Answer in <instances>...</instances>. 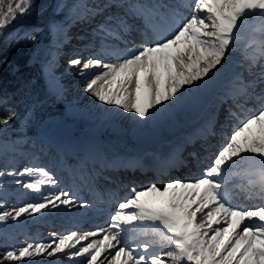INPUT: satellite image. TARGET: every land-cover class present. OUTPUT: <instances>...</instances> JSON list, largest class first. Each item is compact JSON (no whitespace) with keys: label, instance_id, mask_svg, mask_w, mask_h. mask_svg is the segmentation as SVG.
Masks as SVG:
<instances>
[{"label":"snow or ice","instance_id":"1","mask_svg":"<svg viewBox=\"0 0 264 264\" xmlns=\"http://www.w3.org/2000/svg\"><path fill=\"white\" fill-rule=\"evenodd\" d=\"M30 4L31 0H0V30L23 16ZM129 7L143 18L145 30L155 39L142 42L134 52L126 49L127 55L118 57V64L106 63L93 55L86 60L73 58L70 65L78 68L82 76L91 68L105 69L88 81L83 91L141 121L168 112L184 98L185 92L206 84L224 62L230 47L238 42L245 20L250 17L264 20V0H193L189 16L175 27L170 24V17L176 15L174 12L138 5ZM101 10L102 6H98L89 15ZM128 29L125 20L110 16L98 25L96 33L102 46H106L111 41H123ZM118 79L115 88L105 89L104 85L115 84ZM257 79L264 80V70ZM133 85L134 91L130 90ZM234 87L235 94L246 95L237 107L242 108L253 97L261 106L239 121L201 175L172 180L163 186L152 183L141 190L133 189L132 197L118 204L112 223L104 230L103 241L93 240L72 251L71 257H84L85 264H95L104 252L115 249L112 256L115 264H264V92L257 93L252 82L243 80ZM15 115L0 117V125H8ZM253 125L260 126L261 136L241 143L239 138ZM237 172L250 177L247 197L258 198L260 203L247 207L228 203L225 189L229 177ZM5 175L35 177L15 182L36 193L42 192L43 185L58 184L42 167L0 171V177ZM176 189L185 191L179 201L170 202V207L175 206L171 213L140 203V198L147 193L163 195ZM61 205L65 208L75 205L69 192L57 190L11 211L3 210L4 205L0 204V223L9 218L17 221L25 214H39L46 209L58 210ZM137 233L145 237L151 233V239H136ZM95 235L88 232L77 236L71 232L58 241L21 245L18 250H6L0 264H31L25 258L62 254ZM74 239L75 243H71ZM157 243L159 251L155 250Z\"/></svg>","mask_w":264,"mask_h":264},{"label":"rangeland","instance_id":"2","mask_svg":"<svg viewBox=\"0 0 264 264\" xmlns=\"http://www.w3.org/2000/svg\"><path fill=\"white\" fill-rule=\"evenodd\" d=\"M36 1H38V3L42 2L45 4L44 7L46 8L44 10L43 8H40L37 11V14H38L37 17H39L40 22L42 21V24L43 23L47 24L48 32L46 33L45 29L40 26H32V27H27V28L17 27L11 31L0 30V42L3 43L9 40H15L18 37L33 36L35 33L34 31H32L33 29H35V31L37 32L38 31L42 32L39 38V43H35L33 52L29 54L28 58H29V62L36 63L39 66V68L42 70V75H43L42 80L44 82L42 87L44 91H46L45 93H43V102H45L46 100L47 102L46 104L44 103V105L40 107L41 109L37 110L36 111L37 113L35 114L34 112L31 114V111L29 110L23 118H21L20 116L18 117L15 116V118L12 119L8 125H0V171L8 172V171H13V170H22L23 168L30 166L29 164L27 165L26 163L33 162V160L42 162L46 159L47 162L50 161V163L54 165L53 168L52 169L50 168V170L48 171L53 175L55 179H58V178L57 176L54 175L53 170H57L58 167H60V170L62 172L61 175L64 178L66 177V174H71L73 176L75 173L76 174L84 173L86 169V164L84 161L83 153L82 154L80 152L76 153L74 152L75 150L72 151L73 149L68 147L65 150L67 154L66 156H64L63 162L60 165L58 163H57L58 165H55L56 162H58V160L59 161L61 160V156H58V153L57 155L55 154L51 155L50 151L43 150L42 144H41L43 140L40 137H45L48 134L54 135L55 133H57L58 136H62L60 137L61 139L64 138L63 137L64 135L67 136V140L73 143L75 142L72 136L82 137L79 139V141L80 140L82 141L83 138H87L90 140L93 139L97 141L99 144H101V146L99 147V150L97 151V154L101 155L102 157H105L106 155L107 160H110L111 158L112 160H115L116 158H119L125 155L126 152L140 151L139 148L142 149L143 146L147 144L150 145L151 150L148 149L143 152L144 158H153V156L156 157L158 153H160L155 148V143L160 138V134H164L166 136L167 141L169 139V144L167 146H169L170 144H174L178 138L180 137L182 138L185 135L189 134L190 132L197 130L196 121L200 120L202 117L200 114L202 110V106H199L198 111H197V116L193 114H194V110H196V105L198 104L199 101L203 102L202 105L205 104V107L208 108L206 112L209 111V109H211V105L213 103L218 101L217 98H219V95H217L216 91L213 90L214 81L213 79L212 80L210 79L207 81L206 84H203L199 89H192L190 91L185 92L184 98L181 100L185 102V104L181 101H178L175 106L169 109L170 111V112L168 111L169 113L166 112L162 115H158L159 117H155L153 124L138 123L136 118L132 119L129 113H125L123 109L119 108L116 105H114V107L113 105L112 107H109V110L111 112H109L106 115L104 114V111L101 112L100 109L98 110L97 109L98 107L85 108L84 122L83 121L81 122L72 121V119H70L69 117H70L73 107L71 106V103L67 101V98L65 97V95H63L62 93V91L66 90V88L58 87L59 89L56 88V92L54 91L53 88H51L56 83L52 84L50 80V76L54 74L53 72H50L47 65H45L44 60L48 53L44 52L41 55L40 50L47 48L49 46V43H51L55 39V37L57 36V31L69 22L68 19L71 13L77 14L80 12L90 11L87 9H92L97 4L93 3L95 2L94 0H90L89 2L85 0L84 1L83 0H31L30 6L35 5L33 3H35ZM124 1L125 0H110L109 1L110 3H108L109 4L108 6H113L119 10L124 9L126 5ZM129 1L132 2L131 0ZM142 1H145V3L148 2L146 0H142ZM149 1L151 3L152 9L158 10L160 12H167L169 11L168 9L176 10L175 7H178L176 3H174L173 5V3H168L167 1L165 3H162V1L161 3H159L158 0H154V1L149 0ZM169 4H172V5H169ZM38 5H41V4H38ZM83 5L85 8L83 7ZM185 9L178 7V12L189 15V10H185ZM173 12L174 11H170L167 13H173ZM180 17H181V14H180ZM175 18H176V15L174 17H170V22H174L173 20ZM251 18H254V22L251 24L253 27L248 30L246 37H244L242 34L244 25L246 24V22L251 20L250 18L246 19L239 33L238 42L237 44L235 43L236 45L240 44L238 45L240 47L244 45L247 49V50L244 49L246 50V54L245 52L238 54V61L236 62V66H241L243 63L244 65L242 66L246 67L247 65L254 62L253 59H250V60L246 59L245 61H243V59H245V56L248 55V53H251V51H256V49H259L257 53H260V51L264 53V50H263L264 47L262 48L256 45L257 39L255 38L256 36L260 37L258 35L262 30L261 25H263V20H261L258 17H251ZM158 19L159 18H157V20ZM33 39L34 37H32V40ZM44 39L46 40L45 44H40V42ZM112 43H116V42L112 41ZM71 48L73 49L74 46H71ZM56 49H58V45L54 46L53 50L51 51V54H56ZM74 50H77V49L75 48ZM261 61H262L261 63L264 64L263 59ZM258 68L260 69L264 67H258ZM246 71L249 72V69H247ZM215 77H217L218 79L226 78L225 80H222L221 85H220V87H223L222 89H224L225 91H228L229 89H233V88L235 89L234 85L238 84L239 82V80L236 79L237 76L235 75H234L235 78L231 80L229 78L230 82L228 80V77L223 78V75L221 73H217ZM132 90H134V87ZM197 98L199 100L198 102H196ZM181 104L183 106L185 105L189 109V112H191L190 113L191 116L195 117L194 120H192L193 118L192 117L188 124L181 126L179 128L174 126L175 124L173 123V121H171L166 127V124L162 122H166L169 118H172L173 112H176L177 107L181 106ZM105 109L106 108H104V110ZM206 112L204 111L203 112L204 114L202 115H206ZM100 113L102 114L99 115ZM36 114H39V116L43 118L37 119ZM174 115L176 114L174 113ZM100 118H103L104 122L100 123L98 121L94 125L88 124L89 120L100 119ZM164 118L167 120H165ZM155 120H157L158 122ZM136 125H139V128ZM62 126L65 129L64 131L60 130ZM56 140H58V138ZM84 143L86 144L84 145L85 151L88 152L91 149H93L94 147L93 142H90V143L84 142ZM164 147L165 145L162 146L161 149H163ZM112 148L114 149L112 150ZM52 151L55 152L56 149L53 148ZM70 180L73 181L72 185L70 184V186H74L78 188L80 187L79 183L77 181L74 182V180H72L71 178L66 179V180H61L59 185L61 183L69 184V182H71ZM8 181L9 180L6 179V182ZM6 185L7 183L0 182V187L2 186L5 187ZM184 191L185 190L183 189V190L174 192L173 193L174 198L175 199L177 198L178 199L177 201H179L181 199L180 194ZM8 192L10 193L11 190L4 189V188L3 190H0V204L4 205L8 203L10 205H13V203L9 202V200L3 199L6 196V193L8 194ZM154 193L155 192H153V194ZM149 194H152V193H147L146 195H149ZM42 196L44 195L40 194L39 197H34V199L32 198L31 201H34L37 199L40 200ZM117 201L118 199H116V202ZM169 205L170 204L167 203V204H164L163 206L157 205V206H151V207L155 208L159 212L166 211L170 213V212L175 211V206L170 207ZM69 210H73V207H71V209L69 208ZM108 212H111V213H108ZM112 213H113L112 209H101V208L97 209L95 213H93V215L89 218V222L98 223V224L93 226V228H90V230L89 228H86L84 230L85 234L88 232L97 233V232H101V231L108 229L109 225L112 223L111 221V217L113 216ZM28 216H32V220H30L29 222L35 221L36 219L40 220L41 218H45L44 213H39V214L34 213ZM24 220L25 219L23 217H20L18 218L17 221H12L13 222L12 225H15V226L23 225ZM52 224L55 225V223H52ZM60 225H58L57 227L61 228ZM4 227L6 228L9 226H4L3 224V226L0 227V230L4 229ZM24 232L25 233L27 232V234H25ZM7 233L12 234L14 238L9 239V238L2 237L1 236L2 232H0V245L2 246L3 253L6 250H11L13 248H16L18 250V248L20 247L18 245H21L23 242L29 241L30 238H27V237L32 235L28 231H22L19 233L17 232V230H11V231L9 230ZM137 234L138 235H136V239H145L143 235L139 233ZM158 249H159V244L157 243L155 250L159 251ZM25 259L31 261V264L34 263L35 261L34 257L25 258ZM68 259L70 260L72 259V257H69ZM73 259H75L76 264H78L79 262H81L79 260L82 259V257H73ZM52 261L54 260L51 259V257H47L46 259H44V261L42 262L37 261L36 263L37 264H45V263L50 264ZM10 263L16 264V262H10ZM17 264H23V262H17Z\"/></svg>","mask_w":264,"mask_h":264},{"label":"bare ground","instance_id":"3","mask_svg":"<svg viewBox=\"0 0 264 264\" xmlns=\"http://www.w3.org/2000/svg\"><path fill=\"white\" fill-rule=\"evenodd\" d=\"M89 1H87V2H89ZM94 1L95 2H93V3H95L97 5L94 6L90 10L95 9L98 6H102V8H106V7L109 8V6H108L109 4L108 3H110L109 2L110 0H103V1L94 0ZM152 1H154V0H152ZM179 1L183 5L184 4L186 5L183 8L189 9V14H190V11H191L190 5L192 4L193 0H191L190 3H187L188 0H179ZM163 2H166V1H163ZM167 2L171 3L170 1H167ZM180 2H173V5H174V3H176V5H178V7H180L179 4H178ZM93 3H91V4H93ZM169 5H172V4H169ZM83 7H84V5H83ZM178 7H175L176 10L168 9L169 11H167V12L174 11L176 13V18L173 20L174 22H170L172 27H175L176 23H182L183 20H185L189 16L188 14L186 15L185 13L178 12ZM180 14H181V17H180ZM115 17H117V16H115ZM250 19L251 20L246 22V24L244 25V29H243L244 33H246L245 29L248 30V29H250L252 27L251 24L254 22V18L250 17ZM92 27H95V26H92ZM89 29H90V27H89ZM90 30H93V29L91 28ZM258 36H260V37H256V39H257V41H262L261 42V46L263 48L264 47V43H263V41H264V26L262 27V30H261V32L259 33ZM89 37L90 38L93 37L92 38L93 40L97 39V43L101 44V41L98 38L96 31L95 32H91ZM151 37L153 39H155V36L153 34H151ZM73 38H74V36L69 39V43L73 42ZM145 41H151V38H148ZM115 42H116V40H115ZM120 42H122V43L117 44V42L116 43H112V41H111V42H109L108 45L104 46V47L107 48V50L109 52H101V51L97 50L98 48H95V46H91V50H92L91 53L88 54L87 57H85L84 59L86 60L87 58H89V57H91L93 55H97L101 59H103L104 62H106V63L118 64L120 62L118 57L127 55L126 49H131L134 52L136 50V48H137L135 46V42H132V43H127V42H124V41H120ZM40 44H45V41H42ZM236 44H233L230 47L229 51L227 52V54L225 56L224 62L222 63L221 66H219L218 70L215 71L214 75H212L211 80L213 79V81H214V83H213V90L214 91L221 85L222 80H225L226 79L225 77H228L229 75L230 76L228 77V79L231 78L234 75L235 76L243 75V74H245L247 72L246 70L249 69V72H247V73H250L249 75H251V77L249 79V82H252L255 79H257V77L260 75L261 71L264 70V68H260V69L256 68V69H254V66H253L254 64H252L253 62L251 64L247 65L246 67L242 66V65H244L243 63H242L241 66H236V62L238 61V54L242 53V52L243 53L245 52V54H246V50H244L245 48L243 46H241L242 47L241 48L240 46H238L240 44H238V45H236ZM55 45H58V49H56V54H51V51L53 50ZM73 49H75V48H73ZM73 49L69 48V51H73ZM76 49H80V48L76 47ZM69 51L66 50V48H64V50H63V46L58 44L55 41V39L51 43H49V46L47 48L40 50L41 55L44 52L48 53L47 56L45 57L44 61H45V65H47V67H48L50 72H53V74H54L57 71L64 70V72L61 73V75L53 76V77H54L55 81H57L60 84V88H63V87L66 88V90L62 91V93H63V95H65V97L67 98V101L69 103H71V106L73 107L69 118L72 119V121H75V122H77V121L78 122H81V121L84 122V120H85V108H88V107H98L97 109L98 110L100 109L101 112L104 111L105 115L108 114L109 112H111L109 110V107H112V105L108 106L107 104H104V103L100 102L99 100H97L96 97H94L91 93H85L83 91L85 84L88 81H90L91 79L95 78L96 75H99L100 73L105 71V69H102V68H91V69L87 70L85 75L82 76L80 74L78 68H73L70 65V60L73 59V58H80V57L83 58L84 56L83 55H79L77 53L70 54V53H68ZM261 54H262L261 52L257 53V51H256L255 55L249 57V59H247V60L253 59L254 63H257L258 60H260V59H258V57ZM59 57L60 58L66 57L67 61H68L67 62L68 65L66 66V65L62 64L63 60L58 59ZM245 60H246V58L243 59V61H245ZM65 62H66V60H65ZM259 67H261V66L259 65ZM217 73H221L223 75V78H225V79H218L217 77H215ZM258 81H259L257 83L258 87H261L260 85H262V84L264 86V80L259 79ZM118 84H119V79L117 80V82L115 84L104 85V87L107 90V89H110V88H115ZM133 87H134V85H133ZM132 89H130V90H132ZM132 91H134V90H132ZM261 91H262V89H261ZM121 94L123 95L125 93H121ZM239 98H241V97H239ZM241 99H242L241 102L243 100H245L244 98H241ZM198 101L199 100L197 98L196 102H198ZM181 102H183V101H181ZM183 103L185 104V102H183ZM202 104H203V102L199 101L198 104H197V108L200 105H202ZM113 107H114V105H113ZM101 108H103V109H101ZM104 108H106V109L104 110ZM207 112H206V114H207ZM125 113H127V112H125ZM174 113L176 115H174ZM190 113L191 112H189V109L185 105L183 106L181 104V106L177 107L176 112H173V117L169 118L168 120L164 118L167 121L166 122H162V123L166 124V127H167V125L171 121H173V123L175 124L174 126L179 128V127L184 126V125L189 123V121L193 117V116H191ZM101 114L102 113H100L99 115H101ZM129 114H130L132 119L136 118L131 113H129ZM169 115H171V114H169ZM193 115L197 116V109L194 110V114ZM98 116H96V117H98ZM156 117H159V116H156ZM162 117H164V116H162ZM205 117H206V115H205ZM205 117L202 116L200 120H197L196 121L197 125L199 123H203V121L205 120ZM194 118L195 117H193L192 120H194ZM237 118L238 117L235 116L234 120L237 119ZM136 120H137L138 123H146V124H153L154 123V119L147 120V121H141L138 118H136ZM98 121L100 123L104 122L103 118H100V119L89 120L88 124L94 125ZM155 121H157V120H155ZM155 125H156V123H155ZM136 126L139 128V125H136ZM233 129H232V131H233ZM193 133H195V132L194 131L190 132L189 134L185 135L184 137L178 138L176 141H179V140L183 141L185 139L192 140L193 135H194ZM191 134H193V135H191ZM253 136H256V137H260L261 136L260 126L259 125H253L250 129H248L245 133H243L239 139H240L241 143H244L245 141L250 140ZM60 137H62V136H58L57 133H55L54 135L53 134H48L45 137H40V138L43 140L41 142L43 150L44 151H50L51 155H53V154L57 155V153H58V156H61V160H62L64 158V156H66V154H67L65 152V150L68 147L69 148H75V147L73 146V144H74L73 142L67 140V136L64 135L63 139H61ZM222 137L225 138V135H222ZM57 138H58V140H56ZM223 138H221V139H223ZM212 140L213 139L210 138V141H212ZM87 141H89V139L86 138V141H84V142H87ZM84 142H82L81 144L82 145H86ZM168 144H169V139L167 141L166 136L164 134H160V138L155 143V148L158 150V152H160V153H158L157 157L158 156H162V155L164 156L165 154H167V152L169 150V146H167ZM164 145H165V147L163 149H161V147L164 146ZM171 145H173V144H170V146ZM148 147L150 148L149 144H148ZM53 148L56 149L55 152L52 151ZM25 149H27V148H25ZM113 149L114 148H112V150ZM74 150H76V153H78V152L81 153L82 147H76ZM74 150H72V151H74ZM212 156L214 157V154H212ZM105 157H106V155H105ZM165 157H166V155L164 156V158ZM90 159H91V161H94L95 156H93V154H91L90 155ZM24 161H26V160H24ZM62 162L63 161L56 162L55 165H58V164L60 165ZM195 163H196V160L191 162V165H193ZM26 164L27 165L29 164L30 166H33V167H42V168H44L46 170H50V168H53L52 167V163H50V161L47 162L46 159L44 161H42V162L41 161L38 162V161H34L33 160V162H29V163H26ZM16 171L18 172L19 170H16ZM182 171L183 170H180L177 174H179ZM182 174H183V176H185L184 173H182ZM235 174L237 175L239 182H234V183H239L238 184L239 186H242L243 183L246 184L247 182H249V181L241 180L243 172H237ZM195 177H198V176H195ZM6 179H8L9 181L6 182ZM16 179H23L25 181H28V180H34L36 178L35 177H28V176L19 177V176H9V175H5L3 177H0V182L1 183L2 182L3 183H7V185L5 187H3V186L0 187L1 188L0 190H3V188L11 190L10 193L9 192H8V194L6 193V196L3 199L4 200H9V202L13 203V205H10L8 203L4 204L3 210H5V211H11L14 207L23 206L25 203L33 202V201H31V199L32 198L34 199V197H39L40 194L41 195L43 194L45 196V195H48L49 193L56 192L57 190H63V191L68 190V188L66 186L62 185V183H61V185L57 184L55 186L43 185L42 186V192L41 193H36V192H34V191L30 190V189L21 188L22 187L21 185L16 184V182H15ZM73 179H75V177H73ZM58 180L60 181V178H58ZM173 180H181V178H176V179H173ZM171 181H168V182H171ZM71 185H72V183H71ZM237 187L238 186L235 187L234 184L233 185H228L226 187L225 193H226V199H227L228 203L231 206H239V207H247V206H249L248 204L247 205L246 204L245 205H236L235 202H233V199L229 197V196L232 195L233 192H235V191L238 192V190L240 188H237ZM133 189L134 188H132L130 191H133ZM70 195H72L73 198L75 199L74 200L75 201V205L72 206L73 210H69V208H65V206H63V205H61L58 210H56V209H46V210H44L42 212L45 215L44 219H41V220L36 219L35 221H31V222H29V221L32 220V216H28L27 214H25V215L22 216L25 219L24 220V224L21 225L20 227H16L15 228L16 230H19V231H17L19 233L22 232V231H28V232H33L35 234L36 232H41V231L45 230V228H47L46 225H49V224L52 223V222H50V220H54L55 222L61 224L60 226L63 227L62 230L64 232H57L55 234L56 235L55 237H50V236L46 237L44 235H42V236L34 235V236H32L29 239V241L23 242L21 245H27L29 243L35 244L36 242L48 243V242H50L52 240L58 241L61 236L69 235L71 232H76L77 236H82V235L85 234L84 230H82V228H84V227H82V225H84V224L82 223L78 227H76L73 224L74 223L73 221L69 222V220H71V219H69V217L71 215H74V214L78 213V214L81 215V217L78 218V219L86 222L89 219V217L91 216V214L94 213L93 212L94 208L93 207H89L88 208L87 206H84L83 204H85V201L80 196H78L77 197L78 199H77V198H75V196L72 193H70ZM116 195H117L116 199H118V201L116 202V199H115V201L113 203V211H112L113 215L118 210V204L119 203L124 202L125 200L130 199L132 197V195L124 196V195H120V194L118 195V193ZM37 200H39V199H37ZM177 200H178L177 198L176 199L174 198L172 192H167V193H164L163 195H161L159 193H154V194L152 193V194L145 195V196L141 197L140 198V203L142 205L151 207V206H157V205L163 206L164 204H167V203L170 204V202L177 201ZM257 203L258 202H255L254 204H257ZM70 209H71V207H70ZM161 212L165 213V214L169 213V212H166V211H161ZM108 213H111V212H108ZM221 215H223V214H221ZM3 224L5 226V222H3V223H0V227H2ZM13 228L14 227H6V228L4 227V229H1L0 232L1 231H5L6 234H2V235H6L9 239H11V238H14V237L12 236V234H8L7 232L9 230L11 231ZM25 234H27V232ZM104 235H105V231L99 232V233H97V235L89 237L88 240L81 241L80 244H77L76 248H69V249H66L65 252L62 253V254H56V255L51 256V259H53L54 261H52L50 264H76V260H77L76 258H75L76 260L73 259V257L70 260L68 259L69 257H71L70 253L72 251H77L82 246H86L87 243H91L93 240L98 241V243L100 241H103ZM136 235H138V234H136ZM3 237H5V236H3ZM71 243H75V239ZM113 243H114V241H113ZM21 245H18V246H21ZM105 246H106V244H105ZM114 253H115V249H110L109 251L104 252L101 256L98 257V259L95 262V264H108V263L115 264V262L112 261V256L114 255ZM47 257H49V256L42 255V256H39V257H34L35 261L32 264H37L36 263L37 261L42 262ZM121 259H123V257H121ZM79 261H81V262H79ZM79 261H78L79 262L78 264H85L84 257H82V259H80Z\"/></svg>","mask_w":264,"mask_h":264},{"label":"trees","instance_id":"4","mask_svg":"<svg viewBox=\"0 0 264 264\" xmlns=\"http://www.w3.org/2000/svg\"><path fill=\"white\" fill-rule=\"evenodd\" d=\"M33 4L35 5L30 6L23 16H18L3 30L11 31L17 27L40 26L47 31V24H42L37 17V11L40 8L44 10L45 4L38 3V1ZM32 37H34L33 40ZM39 38L40 34L34 33L33 36L0 42V117L11 113L22 117L27 110L33 108L38 110L41 107L38 105L44 93L41 71L39 66L29 62L28 58L33 52L35 43H39ZM2 256L3 250L0 247V258ZM5 264L12 263L5 262Z\"/></svg>","mask_w":264,"mask_h":264}]
</instances>
